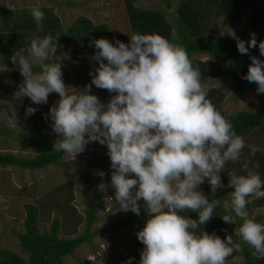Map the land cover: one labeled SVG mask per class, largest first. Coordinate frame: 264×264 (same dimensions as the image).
<instances>
[{
	"label": "clouds",
	"instance_id": "9594fccd",
	"mask_svg": "<svg viewBox=\"0 0 264 264\" xmlns=\"http://www.w3.org/2000/svg\"><path fill=\"white\" fill-rule=\"evenodd\" d=\"M30 15L42 28L45 14L31 7ZM234 36L235 34L231 33ZM129 42L106 38L94 39L92 59L98 62L91 83L81 91H69L62 78L60 63H47L56 53V37L45 35L31 39L30 56H14L12 61L24 77L19 91L36 104H45L50 93L59 99L45 117L57 134L53 150L73 160L90 142L107 145L111 163L110 184L97 187L115 190L119 210L141 212L142 200L149 214L136 233L144 245L139 264H226L241 245L231 235L221 239L215 233L200 230L214 215L219 201L210 202L198 190L205 179L216 193L224 184L220 173L228 162H239L246 147L226 119L208 98V87L201 82V70L194 67L187 51L156 33H132ZM258 46L264 56V40L250 33L247 42L237 38V49L250 55ZM246 79L264 93V60L250 55ZM38 62L40 71L33 70ZM116 93L105 105L91 87ZM75 89V88H74ZM37 111L29 106L26 115ZM17 124L15 111L9 127ZM249 157L259 150L247 146ZM242 164V172H228L229 186L234 190L223 207L231 209L242 220L236 235L254 251L253 257L264 259V224L249 218L246 211L253 200L264 199V181L258 164ZM185 210L198 218L182 215ZM234 223L231 215H223ZM130 257L124 264H132Z\"/></svg>",
	"mask_w": 264,
	"mask_h": 264
},
{
	"label": "trees",
	"instance_id": "16d2710c",
	"mask_svg": "<svg viewBox=\"0 0 264 264\" xmlns=\"http://www.w3.org/2000/svg\"><path fill=\"white\" fill-rule=\"evenodd\" d=\"M138 1L111 0L110 4L113 9L110 10V16L104 22L96 24L88 16L80 15L73 23L66 26H63L60 17L55 14L52 6H42L39 8L44 12L45 19L40 30L37 29V25L29 12V9L34 6L17 10H1V59L5 65L10 66L11 58L15 52L20 49L28 50L31 39L37 35L41 38L45 35H51L54 38L59 37L68 44H81L82 47H89L95 51L94 46L90 45L94 39L98 38H106L114 44L116 40L127 44L130 40L128 35L132 33L162 35L170 42L183 47L187 51L193 66L201 70V82L207 85L209 89L208 98L216 109L231 122L237 135L245 140L246 147L242 152L241 159L244 162L246 159L249 160L250 168L258 164L259 167L254 170L264 181V93L258 94L255 83H249L246 79H242L251 63L250 55L257 56L261 60H264V56L260 54L258 46L249 50L250 55H242L237 49V38L247 42L250 33L255 34L258 43L264 40V36H257L264 30V0H161L163 4L151 5L150 7L137 5ZM60 3L62 2L58 4ZM65 3L68 5L76 4L74 2ZM245 14L247 19L244 30L236 33L235 38L225 34L223 21L235 24L242 21ZM74 54L75 51L72 55ZM203 56H207V58L202 59ZM54 61L52 58L46 62L52 63ZM33 70L40 69L38 66H34ZM213 81L228 85L237 94L242 93L245 85L252 86L258 102L257 109L228 113L224 109L226 92L220 86H214ZM36 117H38L37 113ZM251 138L255 139V142L253 140L250 143ZM55 139L57 137L50 138L42 130L36 129L33 134L22 137L24 142L31 143L33 156L23 157L10 151H0V166H11L32 171L51 165H59L63 163L65 153L53 150ZM248 145H254L259 149L255 156L249 157ZM104 161H110L108 150L88 158L79 157L72 161L75 170L69 176L88 175L92 168L103 164ZM229 171L231 170L228 168ZM220 176L224 187H228L230 179L228 174L221 172ZM208 191L209 201H219V203L214 210L213 217L201 226L200 230L209 234L215 233L221 239H226L228 235H231L234 242L241 245L240 250L234 251L227 260L233 259L236 255H241L244 264H264V259L257 260L253 257L252 252L254 250L236 235L242 220L236 217L230 208L225 209L223 207L225 201L230 202L231 194H226L222 188H219L216 193H212L211 188L208 187ZM53 204L54 201L50 205L53 206ZM263 206L264 199L253 200L247 205L246 211L250 214L255 208ZM56 207L62 216L53 217L49 222V228L40 230V219L49 217V211L42 208L45 216H40L41 209L37 204L24 203V231L18 234V238L20 250L27 257L9 249H0V264H64L65 256L73 255L74 250L81 244L91 241L94 231L90 229L93 223L99 219L96 214L99 203L86 206L84 217L76 211L72 212L73 209L68 212L65 205L56 204ZM144 214L145 211L141 207L139 216ZM181 214L194 219L198 218L197 213L189 210H185ZM69 215L73 217L74 222L68 223L67 226L63 225L60 220ZM223 215H231L234 223L224 222ZM139 216L132 211H127L122 216L112 220L107 229L121 230ZM81 220L84 223L83 232L70 237V232L76 228ZM255 221L264 224V214L257 216ZM62 228L64 234H68V236H59ZM134 244L132 264H139L140 253L144 245L137 238Z\"/></svg>",
	"mask_w": 264,
	"mask_h": 264
},
{
	"label": "rangeland",
	"instance_id": "374dc122",
	"mask_svg": "<svg viewBox=\"0 0 264 264\" xmlns=\"http://www.w3.org/2000/svg\"><path fill=\"white\" fill-rule=\"evenodd\" d=\"M111 0H0V11L4 9H22L29 6H52L55 14L60 17L63 26L73 23L80 15L88 16L96 24L104 22L110 16L112 6ZM59 2H62L58 4ZM65 2H74V5H68ZM163 4L161 0H139L137 5L145 7ZM173 10V9H172ZM244 19L238 23L230 24L225 21L224 32L228 36L231 33H238L245 28ZM264 36L258 33L257 36ZM56 53L50 54L49 60L54 58L52 63H60L62 69V78L64 84L71 91H81L87 84L91 83L90 71L95 73L98 62L92 59L95 50L89 47H82L81 44L73 45L65 42L64 39L56 37ZM75 51V54H73ZM30 56L28 50L20 49L16 51L11 58L10 66L3 63L0 54V151H10L23 157H32L33 151L31 143L24 142L22 137L27 134H33L36 129H40L48 137H57L52 131L51 118H45L49 109L59 99L57 93H50L48 101L45 104L36 105L29 97L22 96L19 91L24 77L18 70V65L14 64V56ZM205 59L206 56H203ZM38 62L34 64L37 66ZM40 70H37L38 72ZM214 83V81H213ZM212 83V84H213ZM221 87L226 92L224 109L229 113L231 110H238L247 106L245 101L252 98V90L246 88L245 100H239L240 95L226 84ZM75 88V89H74ZM91 93L106 105L114 93L99 89L95 85L91 87ZM236 100V98H238ZM31 106L36 108L34 114L26 115V109ZM15 111L17 124L15 127H9L8 119ZM36 113L38 117H36ZM39 121H38V119ZM108 150L107 145H100L98 142H90L85 150L76 157H92L100 152ZM75 159V160H76ZM72 158L66 154L63 156V163L51 165L43 169L27 170L14 168L11 166H0V249H9L27 257L22 253L19 247L18 234L23 230V218L25 215L24 203L32 202L37 204L40 209V216H45L43 209L49 211V217L40 219V230L49 228V222L53 217L62 216L56 204L66 206L69 212H77L84 217V209L88 205L99 203L97 219L91 226L94 234L91 241L81 244L74 250L73 255L64 257V264H124L130 257H133L136 233L144 226L149 214L145 211L144 203L141 200V207L145 214L135 218L128 226L121 230L107 229L109 224L115 218L122 216L124 211L119 210V205L115 201V190L108 187L106 192L98 190L100 183L110 184L111 181V163L104 161L103 164L91 169L88 175L73 176L69 174L75 170ZM207 179L198 188L209 199ZM211 188V187H210ZM226 194H231L233 188L228 186L222 188ZM54 201L53 206L52 204ZM54 207V208H53ZM43 208V209H42ZM264 214V206L255 208L248 214L249 218L254 219ZM63 218V217H62ZM61 218V219H62ZM63 225L74 222L71 215L65 216L60 220ZM84 230L83 220L76 225V228L70 232V237L77 236ZM59 236H68L64 234L63 228ZM226 264H244L241 255H236L231 260H226Z\"/></svg>",
	"mask_w": 264,
	"mask_h": 264
},
{
	"label": "crops",
	"instance_id": "0c3cea01",
	"mask_svg": "<svg viewBox=\"0 0 264 264\" xmlns=\"http://www.w3.org/2000/svg\"><path fill=\"white\" fill-rule=\"evenodd\" d=\"M206 58H207V56H206ZM205 58V59H206ZM202 59H204L203 57H202ZM224 84V83H223ZM213 85L214 86H220V87H222L223 85H222V83H220V82H218V81H214V83H213ZM228 86V85H227ZM250 88L251 90H252V98H251V101H249V102H251L250 104V106H249V104H248V102L247 101H245V104H247V106L246 107H244V108H240V109H238V110H235V111H239V110H256L257 109V107H258V102H257V98H256V94H255V91H254V88L252 87V86H250V85H245L244 86V88H243V91H242V93H239V95H240V99H239V97L238 98H236V100H242V99H244L245 100V98H246V92H245V90H246V88ZM226 99V98H225ZM234 110H231V111H229V113H232V112H235ZM253 140H254V142H255V139H253V138H251L250 139V143H252L253 142ZM257 144V143H256ZM258 145V144H257ZM244 163V161L241 159L239 162H235V163H233V162H228V163H226V165H225V168H224V171H222V172H224L225 174H228V168L230 169V170H232V169H236L237 170V174H240V173H242V170H241V168H242V164ZM232 164V165H231ZM221 174V173H220Z\"/></svg>",
	"mask_w": 264,
	"mask_h": 264
}]
</instances>
